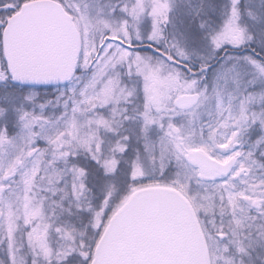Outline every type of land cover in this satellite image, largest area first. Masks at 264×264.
Here are the masks:
<instances>
[{
	"label": "snow or ice",
	"instance_id": "6c2138e0",
	"mask_svg": "<svg viewBox=\"0 0 264 264\" xmlns=\"http://www.w3.org/2000/svg\"><path fill=\"white\" fill-rule=\"evenodd\" d=\"M0 264H264V0H0Z\"/></svg>",
	"mask_w": 264,
	"mask_h": 264
}]
</instances>
